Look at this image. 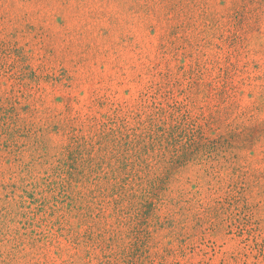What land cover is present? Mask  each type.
<instances>
[{"label":"rangeland","instance_id":"374dc122","mask_svg":"<svg viewBox=\"0 0 264 264\" xmlns=\"http://www.w3.org/2000/svg\"><path fill=\"white\" fill-rule=\"evenodd\" d=\"M0 264H264V0H0Z\"/></svg>","mask_w":264,"mask_h":264}]
</instances>
